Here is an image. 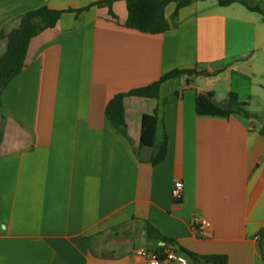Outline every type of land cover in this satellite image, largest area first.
I'll list each match as a JSON object with an SVG mask.
<instances>
[{
    "label": "crops",
    "instance_id": "obj_1",
    "mask_svg": "<svg viewBox=\"0 0 264 264\" xmlns=\"http://www.w3.org/2000/svg\"><path fill=\"white\" fill-rule=\"evenodd\" d=\"M102 1L0 0V32L44 6ZM209 2L176 16L170 4L172 29L152 35L127 28V4L114 0L117 20L95 5L64 13L32 40L26 68L1 97L0 264H147L137 250L165 245L148 237L149 224L178 254L264 264V15ZM7 45L0 39V57ZM175 70L201 75L163 83L155 99L126 98L128 137L119 133L106 116L110 100ZM201 92L225 109L236 94L249 115L199 116ZM155 112L157 139L168 137L157 165L140 145L143 116ZM198 220L207 232L194 231Z\"/></svg>",
    "mask_w": 264,
    "mask_h": 264
},
{
    "label": "trees",
    "instance_id": "obj_2",
    "mask_svg": "<svg viewBox=\"0 0 264 264\" xmlns=\"http://www.w3.org/2000/svg\"><path fill=\"white\" fill-rule=\"evenodd\" d=\"M107 0L94 3L89 7L79 10H55L47 6L37 10L27 12L20 18L19 26L8 33L0 32V39H7L8 45L5 53L0 57V104L1 97L7 86L18 77L27 66V56L29 47L34 38L42 32L54 28L60 21L62 15L66 12H77L80 14L95 5H106L109 7V14L112 19L117 20L112 11V2ZM127 4L128 18L125 26L129 29L137 30L142 33L158 35L168 32L172 29V22L166 17V9L170 4H176L174 15L196 2L208 0H123ZM219 6L228 7L234 4H242L248 10L260 12L264 15L258 5H253L249 0H217ZM200 73L192 70H175L162 76L158 81L142 88L134 89L128 93H122L114 96L107 105L106 116L109 122L125 137H128L127 124L125 120V99L128 97H138L155 99L158 98L163 83L181 76H199ZM190 84V80L188 81ZM230 108L221 107L215 100L212 92H201L196 99V112L199 116H210L228 118L234 114H245L243 104L239 101L236 94L229 95ZM158 115L146 114L142 120L141 147L152 149L151 163L157 165L162 163L167 156L168 137L165 135L162 140L157 139ZM3 134L0 133V143ZM147 235L149 238L162 240L166 245H174V241L168 240L155 229L152 225L147 226ZM260 247L264 256V229L259 235ZM159 248L158 250H161ZM183 254L193 264H229L226 255H198L191 251L183 249Z\"/></svg>",
    "mask_w": 264,
    "mask_h": 264
},
{
    "label": "built area",
    "instance_id": "obj_3",
    "mask_svg": "<svg viewBox=\"0 0 264 264\" xmlns=\"http://www.w3.org/2000/svg\"><path fill=\"white\" fill-rule=\"evenodd\" d=\"M172 196L175 202H179L184 196V185L182 181L174 184ZM195 232L205 233L209 230V223L206 220H198L193 226ZM138 256L143 258L147 264H189L188 258L183 254H178L170 245H163L161 250H152L147 247H140L137 250Z\"/></svg>",
    "mask_w": 264,
    "mask_h": 264
},
{
    "label": "rangeland",
    "instance_id": "obj_4",
    "mask_svg": "<svg viewBox=\"0 0 264 264\" xmlns=\"http://www.w3.org/2000/svg\"><path fill=\"white\" fill-rule=\"evenodd\" d=\"M210 1H212V2H209V3H214V4H217L218 2H217V0H210ZM262 0H249V2L251 3V4H257L262 10H264V4L261 2ZM202 5H209V4H202Z\"/></svg>",
    "mask_w": 264,
    "mask_h": 264
}]
</instances>
